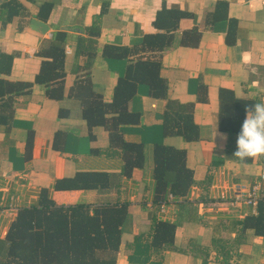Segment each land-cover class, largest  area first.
Segmentation results:
<instances>
[{"label": "crops", "instance_id": "0c3cea01", "mask_svg": "<svg viewBox=\"0 0 264 264\" xmlns=\"http://www.w3.org/2000/svg\"><path fill=\"white\" fill-rule=\"evenodd\" d=\"M17 1L21 11L3 24L0 21V54L12 57L8 72L0 77L32 85L13 97L11 118L6 124L0 123V206H28L42 188H48L59 205L126 202L130 219L121 234L115 264H225L212 250V241L217 237L233 239L235 221L251 210L236 201L235 186L249 190L264 167L260 156L250 164L227 156L236 136L218 128L219 92L230 89L238 98L264 101V0ZM44 2L52 5L46 21L37 15ZM217 3L227 4L224 19H213ZM163 4L186 15L171 32L169 46L144 53L145 58L159 61L166 96L153 97L147 85L140 84L127 103V110L139 113L140 121L135 126H123L122 135L128 142L144 145L145 159L142 168L125 177L120 172V159L105 152L92 153L93 149L106 150L109 132L101 126L89 129L81 116L80 102L69 95L75 79L71 71L76 64L75 44L77 37L87 36V28L96 22L98 55L91 68L92 87L110 99L118 78L140 54L104 57L102 47H137L144 34L161 32L153 21ZM220 11V16L225 13ZM58 31L67 35L66 74L63 97L55 100L46 95L44 84L34 83V78L42 61L38 52ZM169 102L170 112L191 114L198 127V140L187 142L179 135H164L162 115ZM159 143L185 150L186 166L193 171L195 183L185 198L168 195L154 212L152 149ZM213 161L219 163L213 165ZM79 171H106L107 188L54 189L57 180L71 178ZM207 176L210 179L206 180ZM152 216L177 223L175 249L153 252L147 239ZM9 224L1 222L0 238H4ZM229 264H264V237L247 230L245 242Z\"/></svg>", "mask_w": 264, "mask_h": 264}, {"label": "trees", "instance_id": "16d2710c", "mask_svg": "<svg viewBox=\"0 0 264 264\" xmlns=\"http://www.w3.org/2000/svg\"><path fill=\"white\" fill-rule=\"evenodd\" d=\"M226 7V3H217L213 19H224ZM21 8L17 0L2 2V24L18 14ZM51 9V3H42L38 17L46 21ZM222 9L225 13L220 16ZM104 11L105 8L100 14ZM185 15L182 10L167 8L163 4L153 21L154 27L161 32L144 34L137 47H102L101 54L104 57L125 58L129 53L140 54L128 63L124 75L118 78L110 99H105L96 92L91 81V68L98 55L96 36L99 34V26L95 22L87 28V36L77 37L74 52L76 64L71 70L75 79L69 95L80 102L81 116L89 129L101 126L109 132L110 144L106 150L93 149L92 153L105 152L120 159V172L125 177H129L133 169L142 168L145 159L144 145L128 142L122 135L123 126H135L140 121L139 113L127 110V103L140 84L147 85L149 94L153 97L166 96L165 81L159 76V61L145 58L144 53L159 52L169 46L173 40L171 32L178 27L179 20ZM66 36L64 32H55L47 47L38 52L42 61L34 83L44 84L46 95L55 100L63 97ZM227 42L230 43L229 38ZM11 60L10 55L0 54V74L8 72ZM31 85V82H10L0 77V123L6 124L10 120L13 97L22 94ZM219 100L218 128L237 138L246 116L245 106L260 101L238 98L232 90L224 88L220 89ZM170 108L169 102L162 115L164 135H179L187 142L198 140V127L194 124L191 114L173 113ZM62 112L64 111L61 110L60 113ZM235 148L236 139L227 149L229 158L243 164H250L255 159L239 161L232 156ZM152 159L155 181L152 204L156 212L166 202L168 195L176 199L185 198L195 181L193 171L186 166L184 149L164 143L155 144ZM218 163L213 161V165ZM208 179L209 176L206 180ZM108 184L109 175L106 171H79L71 178L57 180L54 189H104ZM262 184L264 186V181ZM129 219L126 202L94 205L78 202L59 205L50 197V190L42 188L34 203L19 208L4 238H0V264H115V253ZM234 225L236 233L232 240L217 237L212 241V250L225 264H229L238 246L245 242L247 230L264 237V199L257 202L255 212L250 210L242 219L235 221ZM176 226V222L151 217L147 239L153 252L159 254L163 250L175 249L173 239ZM197 247L193 246V251Z\"/></svg>", "mask_w": 264, "mask_h": 264}, {"label": "clouds", "instance_id": "9594fccd", "mask_svg": "<svg viewBox=\"0 0 264 264\" xmlns=\"http://www.w3.org/2000/svg\"><path fill=\"white\" fill-rule=\"evenodd\" d=\"M245 112L246 116L241 123L236 148L232 154L241 162L264 156V101L246 105Z\"/></svg>", "mask_w": 264, "mask_h": 264}, {"label": "built area", "instance_id": "2783aa9c", "mask_svg": "<svg viewBox=\"0 0 264 264\" xmlns=\"http://www.w3.org/2000/svg\"><path fill=\"white\" fill-rule=\"evenodd\" d=\"M261 164L264 167V156H261ZM264 181V169L260 178L253 183L249 190L245 191L240 186H235V199L236 201H241L246 205L250 206L251 211L255 212L257 202L260 199H264V186L262 182ZM22 207L17 203H10L8 205L0 206V224L5 220L11 222L17 216L19 208Z\"/></svg>", "mask_w": 264, "mask_h": 264}, {"label": "water", "instance_id": "95a60500", "mask_svg": "<svg viewBox=\"0 0 264 264\" xmlns=\"http://www.w3.org/2000/svg\"><path fill=\"white\" fill-rule=\"evenodd\" d=\"M1 1L3 2V0H0V2H1ZM31 22L34 23V24H36V25H40L41 27H43V26L46 27L44 23H42V22H40V21H38V20H32ZM46 28H47V27H46Z\"/></svg>", "mask_w": 264, "mask_h": 264}]
</instances>
